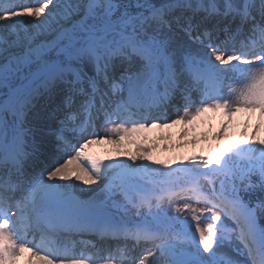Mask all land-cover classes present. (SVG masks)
<instances>
[{"label": "snow or ice", "instance_id": "snow-or-ice-1", "mask_svg": "<svg viewBox=\"0 0 264 264\" xmlns=\"http://www.w3.org/2000/svg\"><path fill=\"white\" fill-rule=\"evenodd\" d=\"M209 110L217 141L264 121V0H0V264H264L261 124L178 161L87 151Z\"/></svg>", "mask_w": 264, "mask_h": 264}, {"label": "bare ground", "instance_id": "bare-ground-1", "mask_svg": "<svg viewBox=\"0 0 264 264\" xmlns=\"http://www.w3.org/2000/svg\"><path fill=\"white\" fill-rule=\"evenodd\" d=\"M169 118H174V115ZM227 120L228 117L222 112L209 110L192 123L176 124L168 128H152L135 134L132 138L126 137L122 146L102 140L92 144L87 151L107 161L109 158H123V154H136L138 146L143 144L145 148H151L150 155L153 160L178 161L182 157L195 155V152L200 155L206 154L208 149L217 143L236 145L246 140H252L257 124H261V127L255 138H264V121L261 120L259 111L254 113L241 111L232 117V122L228 124L223 140L212 139L213 134L220 131L222 124ZM185 131L186 135H184ZM73 182L79 184V182ZM91 187L95 188L96 185ZM85 188L86 186L80 185L77 189L78 194ZM81 198H86V195ZM27 261L28 254L26 253L21 257L19 264H27Z\"/></svg>", "mask_w": 264, "mask_h": 264}, {"label": "trees", "instance_id": "trees-1", "mask_svg": "<svg viewBox=\"0 0 264 264\" xmlns=\"http://www.w3.org/2000/svg\"><path fill=\"white\" fill-rule=\"evenodd\" d=\"M259 221H260L262 227H264V218H261Z\"/></svg>", "mask_w": 264, "mask_h": 264}, {"label": "rangeland", "instance_id": "rangeland-1", "mask_svg": "<svg viewBox=\"0 0 264 264\" xmlns=\"http://www.w3.org/2000/svg\"><path fill=\"white\" fill-rule=\"evenodd\" d=\"M222 144H224V143H222ZM214 146V145H213Z\"/></svg>", "mask_w": 264, "mask_h": 264}]
</instances>
